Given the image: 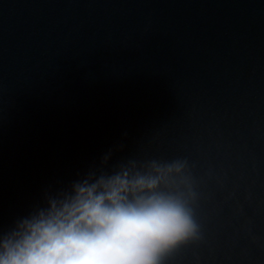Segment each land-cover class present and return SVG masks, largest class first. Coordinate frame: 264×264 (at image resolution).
Listing matches in <instances>:
<instances>
[{
	"label": "water",
	"instance_id": "water-1",
	"mask_svg": "<svg viewBox=\"0 0 264 264\" xmlns=\"http://www.w3.org/2000/svg\"><path fill=\"white\" fill-rule=\"evenodd\" d=\"M104 155L187 161L163 264H264V0H0V231Z\"/></svg>",
	"mask_w": 264,
	"mask_h": 264
},
{
	"label": "clouds",
	"instance_id": "clouds-1",
	"mask_svg": "<svg viewBox=\"0 0 264 264\" xmlns=\"http://www.w3.org/2000/svg\"><path fill=\"white\" fill-rule=\"evenodd\" d=\"M107 161L0 231V264H163L196 235L187 161Z\"/></svg>",
	"mask_w": 264,
	"mask_h": 264
}]
</instances>
